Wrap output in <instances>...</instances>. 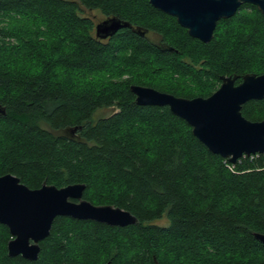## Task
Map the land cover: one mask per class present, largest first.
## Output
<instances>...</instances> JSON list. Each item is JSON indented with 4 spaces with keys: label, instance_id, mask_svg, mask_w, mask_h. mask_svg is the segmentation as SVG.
Segmentation results:
<instances>
[{
    "label": "trees",
    "instance_id": "obj_1",
    "mask_svg": "<svg viewBox=\"0 0 264 264\" xmlns=\"http://www.w3.org/2000/svg\"><path fill=\"white\" fill-rule=\"evenodd\" d=\"M110 17L132 28L99 40L95 27ZM249 74L264 75V14L251 4L205 44L149 0H0V177L33 190L84 184L86 201L139 221L58 217L35 262L9 257L0 224V264H264L254 237L264 234V156L232 164L168 107L138 106L131 91L208 98L222 77L238 85ZM104 108L117 112L94 122ZM242 114L264 121V100Z\"/></svg>",
    "mask_w": 264,
    "mask_h": 264
},
{
    "label": "water",
    "instance_id": "obj_2",
    "mask_svg": "<svg viewBox=\"0 0 264 264\" xmlns=\"http://www.w3.org/2000/svg\"><path fill=\"white\" fill-rule=\"evenodd\" d=\"M149 3L176 18L190 37L205 44L213 40L218 23L233 18L244 4L254 5L264 14V0H149ZM128 28H132L129 22L110 17L96 25L95 33L99 40H106ZM238 79V76L222 77L220 88L208 98L187 99L140 85H132L131 91L138 106L168 107L192 128L193 135L212 154L236 164L244 156L264 154V121L252 122L242 114L248 102L264 100V75H245L237 85ZM5 114L6 109L0 105V115ZM85 191L84 184L58 188L47 183L33 190L12 174L0 177V224L12 236L8 243L9 257L37 261L40 243L50 236L58 217L120 228L139 223L129 211L86 201ZM254 237L264 244V234L254 233Z\"/></svg>",
    "mask_w": 264,
    "mask_h": 264
},
{
    "label": "rangeland",
    "instance_id": "obj_3",
    "mask_svg": "<svg viewBox=\"0 0 264 264\" xmlns=\"http://www.w3.org/2000/svg\"><path fill=\"white\" fill-rule=\"evenodd\" d=\"M87 15H91V13L87 12L86 13ZM101 18V16H100ZM150 38H152L153 41L155 42H159L160 40V37L155 35V34H150ZM117 112V109L116 108H104V109H100L96 112V114L93 116V121L96 122L98 121L99 119H102V118H108L110 116H112L114 113ZM157 224L161 225V226H166L168 225V221L166 219H163L159 222H157ZM93 247V252H97L99 251V247L98 246H95V245H92ZM94 255V260L95 261H99L101 258H100V254H93Z\"/></svg>",
    "mask_w": 264,
    "mask_h": 264
},
{
    "label": "built area",
    "instance_id": "obj_4",
    "mask_svg": "<svg viewBox=\"0 0 264 264\" xmlns=\"http://www.w3.org/2000/svg\"><path fill=\"white\" fill-rule=\"evenodd\" d=\"M261 156H264V154H255V155H251V156H244L242 159H240L239 161L245 159V158H251V160L257 159ZM229 167V166H228ZM231 170L233 169L231 166L229 167Z\"/></svg>",
    "mask_w": 264,
    "mask_h": 264
},
{
    "label": "flooded vegetation",
    "instance_id": "obj_5",
    "mask_svg": "<svg viewBox=\"0 0 264 264\" xmlns=\"http://www.w3.org/2000/svg\"><path fill=\"white\" fill-rule=\"evenodd\" d=\"M145 34L142 36V37H146V38H148V39H150L151 41H153L152 40V38H150V33L149 32H146V31H143ZM106 40H108V39H106ZM105 41V40H104ZM155 44H160L161 43V41L159 40V42L157 43V42H155V41H153ZM160 46H162V44H160Z\"/></svg>",
    "mask_w": 264,
    "mask_h": 264
}]
</instances>
